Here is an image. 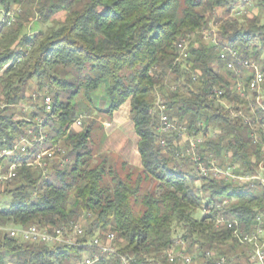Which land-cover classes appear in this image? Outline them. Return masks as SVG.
<instances>
[{
	"label": "trees",
	"instance_id": "16d2710c",
	"mask_svg": "<svg viewBox=\"0 0 264 264\" xmlns=\"http://www.w3.org/2000/svg\"><path fill=\"white\" fill-rule=\"evenodd\" d=\"M246 1L0 0V153L13 150L30 129L38 134L41 116L46 118L41 125L47 136L44 147L60 145L70 160L63 167L52 165L45 178L41 170L22 166L13 179L0 180V198L10 199L0 207V226L50 229L91 213L85 238L113 232L118 252L138 263L169 264L164 253L182 241L188 253L196 249L199 260L208 251L229 264H250L249 247L231 231L214 228L217 213L208 211L207 204L229 199L224 215L250 232L258 226L256 216L264 215V188L256 182L200 177L190 157L179 156L188 146L183 138L158 130L161 101L171 121L184 123L189 136L202 138L196 152L206 162L213 158L219 166L236 165L242 174L264 166V151L253 143L245 122L255 118L251 105L258 117L264 114L252 94L237 95L236 76L222 68L202 35L220 11L221 46L255 60L264 74V0H253L255 16H235ZM60 12L63 21L31 37L23 33L30 21L47 24ZM7 14H14L12 23ZM180 40L189 45L184 60H178ZM101 86L107 107L98 112L111 118L129 103L139 171L123 161L94 163L91 127L69 131L77 118V100L92 106L91 94ZM213 88L223 91L216 101L209 99ZM44 91L51 96L50 114L43 111V99L35 103L27 95ZM20 104L34 109L22 116ZM35 153L31 147L28 156L17 151L1 157L0 165L4 160L6 165L0 177L7 176L12 162H30ZM151 183L156 188L146 189ZM83 253L22 243L0 231V264H80ZM97 264L121 262L113 257Z\"/></svg>",
	"mask_w": 264,
	"mask_h": 264
},
{
	"label": "built area",
	"instance_id": "2783aa9c",
	"mask_svg": "<svg viewBox=\"0 0 264 264\" xmlns=\"http://www.w3.org/2000/svg\"><path fill=\"white\" fill-rule=\"evenodd\" d=\"M250 0H247L245 5H251ZM240 11H235V16H238ZM14 21V14L11 17V23ZM10 23V24H11ZM217 27H212L208 23L206 29L203 30V39L209 42L217 53L218 63L222 65L225 71L233 73L236 76V92L239 97H245L246 93L252 94L255 97L254 105L261 109L264 114V74L260 69L258 62L252 59L243 57L237 49L227 48L221 46L218 39ZM188 42L180 40L177 44L178 60H184L188 57ZM250 76L249 80L245 82V78ZM195 77L193 80L195 81ZM223 95V91L218 88H213L209 93V99L218 100ZM50 96L45 94L43 96L42 107L45 112V107L49 102ZM251 107V113L254 119L245 118V122L250 125V137L254 144L261 146L264 151V115L257 116L255 108ZM159 110V127L158 130L165 135L176 133L183 141L187 143V147L180 152L179 156H189L194 164L196 173L202 178H218L226 183H258L261 188H264V166H260L255 174H242L238 167L234 166H219L216 159H210L206 162L200 155L197 154L196 149L202 143V138L189 136L187 127L184 123L177 124L171 121L165 113V108L162 102H158ZM83 115H78L73 126L79 128L82 126ZM36 127L39 133L36 134L33 129H30L26 136L21 137L15 142L13 150L2 151L0 157H8V154L19 152L24 153L29 147H36V156L30 162H12L8 168L6 177H0V180H11L16 177L17 169L19 167H33L41 170L44 178L50 171V167L57 164L63 167L69 164L70 160L66 156V150L60 145H53L51 147H44L46 134L41 128V116L36 120ZM164 141H161V145ZM38 148V149H37ZM231 203L229 199H224L216 203L207 204L208 211H215L217 215L213 220L214 228L219 230L225 228L232 233V237L241 245L249 247L248 261L250 264H264V215L256 216L258 226L255 230L250 232L241 228L233 219L227 218L224 215V210ZM91 218V213H85L80 218L70 220L67 223H62L53 228H43L36 225L26 227H17L6 229L5 233L11 239H16L22 243L41 244L48 247H67L83 249V257L80 264H97L98 260V233L85 238V222ZM113 232H106V253L108 258H118L121 264H142L138 263L136 258L121 255L118 252V239ZM178 248H171L164 253L165 259L169 264H195V255L187 252L185 243L177 241L175 243ZM92 252V254H88ZM203 259L199 264H229L227 260L212 252H205L202 255ZM211 260L214 261L211 263Z\"/></svg>",
	"mask_w": 264,
	"mask_h": 264
},
{
	"label": "rangeland",
	"instance_id": "374dc122",
	"mask_svg": "<svg viewBox=\"0 0 264 264\" xmlns=\"http://www.w3.org/2000/svg\"><path fill=\"white\" fill-rule=\"evenodd\" d=\"M250 2V1H249ZM251 5H247L245 9H242L240 11L239 16H242L244 13L249 17H253L257 13V9L254 7L253 0L250 2ZM241 6V5H240ZM239 10V9H238ZM236 10V11H238ZM220 11H217L215 14L217 16V19L220 17ZM237 16V17H239ZM64 19V12H60L56 14L54 17H52L53 22H48L47 24H39L35 20L30 21V24L28 27L24 30L23 33H25L27 36L31 37L32 35L36 34L37 32L44 31L48 26H53L55 22L63 21ZM216 18L211 19L209 23H211L212 27H218L219 21ZM262 58L264 59V51L262 53ZM47 91L40 92V93H32L29 92L27 95L28 97H32V102H40V99H43V96L47 94ZM105 87L101 86L97 91L91 94L92 98V106H88V103L84 101L83 99H78V112L76 113V117L78 115H83L84 119L82 121L81 128H77L73 125L70 126L69 131L76 133L83 129L91 127V140L93 142V149H92V159L94 163H98L101 160L104 159V161H108V164H115L119 163L121 161L125 162L127 164V160L129 161V158L131 156L130 152L132 151V148L136 146V136H134L133 131V124L130 120L129 116V106L128 103L122 106V109L119 111L120 115L124 117V123L122 124L120 130H114L113 124H111V118H109L106 114L103 112H98L97 109L100 111L103 110V108L107 107V103L105 102ZM51 97V96H50ZM224 104V103H223ZM2 104H0V107ZM34 107H28L26 104H20L17 108L18 111L21 112L22 116L29 115L30 111L33 110ZM108 123L110 125H106V128L104 127V124ZM10 157V156H8ZM1 158V157H0ZM132 160V159H131ZM6 165V161L4 160L2 164L0 165V173L4 169L3 167ZM129 168H131L128 165ZM133 169V168H131ZM138 170V169H134ZM139 171V170H138ZM3 174H0V176ZM107 183H109V178H105ZM5 186V184H4ZM154 187L156 188L155 184H149L146 186V189L153 190ZM3 189V186H2ZM9 197L4 196L0 198V207L3 204L8 203ZM198 217H201L202 214L198 213ZM93 216L91 214L92 219ZM89 219V220H90ZM89 221H86L84 226L87 227ZM18 226H6L2 227L0 226V231H4L6 229L10 228H17ZM104 234V233H103ZM103 234L101 235V240L103 243H106ZM207 252V251H205ZM201 253L202 255L205 253ZM192 255H195V264H199L201 260H199V255L197 254L196 249H193ZM201 255V257H202ZM200 257V258H201ZM73 264V262L71 263Z\"/></svg>",
	"mask_w": 264,
	"mask_h": 264
},
{
	"label": "crops",
	"instance_id": "0c3cea01",
	"mask_svg": "<svg viewBox=\"0 0 264 264\" xmlns=\"http://www.w3.org/2000/svg\"><path fill=\"white\" fill-rule=\"evenodd\" d=\"M127 103H125V104H127ZM122 106L119 108L118 111L114 112L112 117H111L110 123L113 124L114 130H117V129L120 130L119 128H121L122 124L125 121L124 117L122 115H120V113H119V111L122 109ZM128 106H129V103H128ZM106 125H110V124L105 123L104 124L105 128H106ZM133 131H134V127H133ZM134 134H135V132H134ZM134 136H136V135H134ZM136 138H137V136H136ZM137 143H138V138L136 139V146H134V148H132V151L130 152L131 156L129 158V161L127 160L126 162H127V165H129L131 168L140 170L141 169V161H140V157H139L138 150H137Z\"/></svg>",
	"mask_w": 264,
	"mask_h": 264
},
{
	"label": "bare ground",
	"instance_id": "6f19581e",
	"mask_svg": "<svg viewBox=\"0 0 264 264\" xmlns=\"http://www.w3.org/2000/svg\"><path fill=\"white\" fill-rule=\"evenodd\" d=\"M7 17H9L11 19L12 15L11 14H7ZM51 111H52V101H51V99H49V102H48L47 106L45 107V112L47 114H50ZM45 120H46V118H41V125L44 124ZM30 148L31 147L26 149L24 151V153H22V154H24L25 156H28L29 153H30ZM11 155L12 154H8V156H11ZM33 155L36 156V153L33 154ZM103 238H104V240L106 242V232L103 234ZM106 258H107L106 243H103L102 240H101V236L98 235V260L100 262V261H103Z\"/></svg>",
	"mask_w": 264,
	"mask_h": 264
}]
</instances>
